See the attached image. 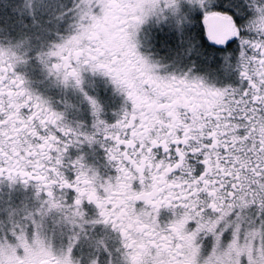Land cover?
<instances>
[{"label": "snow or ice", "instance_id": "obj_1", "mask_svg": "<svg viewBox=\"0 0 264 264\" xmlns=\"http://www.w3.org/2000/svg\"><path fill=\"white\" fill-rule=\"evenodd\" d=\"M0 264H264V0H0Z\"/></svg>", "mask_w": 264, "mask_h": 264}]
</instances>
